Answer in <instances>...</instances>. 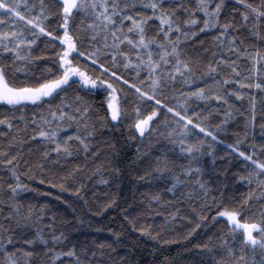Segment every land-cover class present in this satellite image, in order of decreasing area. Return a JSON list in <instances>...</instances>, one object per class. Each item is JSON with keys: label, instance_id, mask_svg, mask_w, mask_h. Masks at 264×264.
Here are the masks:
<instances>
[{"label": "snow or ice", "instance_id": "6c2138e0", "mask_svg": "<svg viewBox=\"0 0 264 264\" xmlns=\"http://www.w3.org/2000/svg\"><path fill=\"white\" fill-rule=\"evenodd\" d=\"M53 23L56 28L52 27ZM209 33L212 34L211 59L205 60L204 56L192 53L209 51L203 47L205 40L201 38L202 34L207 37ZM41 36L48 38L46 46L59 49L53 52L58 65L55 76L29 74L28 65L41 58L33 54ZM248 37L252 39L246 44ZM85 42L87 48L84 47ZM84 57L91 61L93 68L98 67V74L89 72L80 62ZM241 63L246 65L243 70ZM121 68L125 72L131 71L136 82L122 74ZM46 71L51 73L52 69L46 68ZM19 73H24L23 79ZM74 77L91 89H103L107 93L111 121H120L127 116L126 108L120 103L124 89L118 87V83L130 85L140 100L154 101L157 107L147 114L142 113L139 107L135 108L133 127L140 137H144L146 132L150 136L155 130L154 118L158 117L161 105L179 118L176 124L180 131L172 129L169 137L173 138L172 143L180 145L181 153L186 155L185 162L178 163L167 154L145 161V176L153 173L171 175L174 183L167 192L174 193L177 185L186 183L182 176L188 178L193 172H203L199 157L207 154L204 147L207 140H190L193 130L199 129L213 141L219 140L213 129L204 126L200 112L195 108L189 110V102L193 98L195 101H208L209 107L216 110L227 105L224 115L228 117L233 107L231 97L243 100L247 91L250 110L245 132L256 126L258 115L259 127L264 131V99L258 108L256 94L251 91L256 89L264 97V0L258 3L255 0H0V102L10 106L11 113L0 117V125L16 133L0 131V135L10 136L7 140L9 147L0 148V168L5 169L14 181L7 183V189L0 198V264H33L34 257L41 256L37 250L39 244L44 245L42 264H65L62 258H66V264H94L90 257H95L96 252L89 253L85 248L78 252L75 244L66 245L68 238L63 231L57 232L54 217L46 235L39 226L43 222V209L21 211V203L17 199L19 192L27 191L29 187L21 180V175L29 179L39 176L40 182L45 183L40 173L47 171L46 162H59L61 158L66 159L79 152L87 156L91 151L96 124L91 121L90 106L70 101L67 97V86ZM186 87L189 90L182 91ZM165 89L184 98L182 110L160 98ZM80 99L76 98L77 101ZM28 102L38 107L46 105L39 115L33 114L30 124L35 127L30 133L27 132L29 122L23 115L19 117L24 121L23 127L15 123L16 112L27 107ZM216 127L219 129L220 126ZM68 129L73 131L68 132ZM22 132L25 136L19 135ZM37 137L47 147L35 160L30 156L25 159L19 149ZM240 143L238 138L227 147L244 159L247 175L240 176V179L249 184L255 179L256 189L245 196L240 206L217 211L218 216L226 217L233 226L231 232L235 234L242 230L243 237L240 254L228 248V259H222L221 264H249L246 247L253 253L252 264H257V250L261 255L258 264H264V212L259 220L242 216L243 204L253 198H264V145L260 146L258 153L255 145L252 152H247L241 149ZM12 147L17 148L14 153ZM52 153H55L54 158ZM139 155L144 159V154ZM215 159L214 155L213 162ZM79 167L77 165L72 173L62 176L61 182L53 186L63 190L64 181ZM47 182L52 183L51 180ZM196 183L204 194L203 198L198 194L195 196L196 200H202L199 214L204 220L207 217L202 213L209 207L207 201L211 199L212 204L217 201L210 196L206 181L198 179ZM79 190L76 189L77 192ZM187 199L192 212H197L191 191ZM5 200L10 201L6 213L3 208ZM152 201L159 204L162 197L152 195L150 208ZM182 206L178 198L170 215L173 218L178 216ZM28 228L34 231L29 234ZM198 246L209 248V243ZM99 247L103 249L104 245Z\"/></svg>", "mask_w": 264, "mask_h": 264}, {"label": "trees", "instance_id": "16d2710c", "mask_svg": "<svg viewBox=\"0 0 264 264\" xmlns=\"http://www.w3.org/2000/svg\"><path fill=\"white\" fill-rule=\"evenodd\" d=\"M255 2L258 3L259 0ZM52 7L55 10L54 4ZM52 27L56 28V24L53 23ZM241 31L244 30L241 29ZM211 36V33L207 37L203 34L201 36L205 40L203 47L209 48L208 52L192 53L190 49V53L202 55L205 60L211 59ZM245 36H247L246 32ZM47 39L41 36L37 45L34 46L33 54L41 58L28 65L30 75L51 77L56 74L58 65L53 52L59 49L58 47L53 49L51 45L46 46ZM251 39L248 37L246 44ZM84 47H88L87 42ZM8 55L10 54H6ZM80 62L89 72L95 71L98 74L100 71L98 67L93 68L91 61H88L86 57L80 58ZM9 67H11L10 64ZM240 67L243 70L246 65L241 63ZM46 68H51V73L47 72ZM120 72L132 82H136L131 71L125 72L121 68ZM18 75L23 79L24 73ZM117 86L124 89V92L120 94V103L126 108L127 116L120 121H111L110 112L107 110L108 95L103 89L86 88L75 79L70 82L67 86L68 99L90 106V118L96 124V135L93 138L91 151L87 156L79 152L72 157L61 158L59 162L54 160L46 162L47 171L40 173L45 178V183L40 182L39 176L29 179L28 176L21 175V180L29 186L27 191H20L17 196L21 203V211L26 212L29 208L43 209V222L39 226L44 229L45 234H48V227L54 217L57 232L63 231L68 238L66 245L75 244L78 252L81 248L87 249L89 253L96 252L95 257H90L94 264H221L222 259H228L226 255L228 248H233L239 255L240 240L243 238L242 230L232 233L233 226L226 217L218 216L217 211H222L224 207L240 206L245 196L256 189L255 179L251 184L240 179V176L247 175L244 159L227 147L228 144L235 143L238 138L241 141V149L247 152H252L255 145L259 153L260 146L264 145V131L259 127V115L256 126L245 132L247 112L250 110L248 92L245 91L243 100H237L235 96L231 97L233 107L228 117L224 115L225 110L228 109L227 105L216 110L209 107L208 101H195L193 98L189 102V110L195 108L200 112L204 117L202 120L204 126L213 129L219 140L213 141L199 129L193 130V134L189 136L190 140H207L204 146L207 154L199 157L203 172L202 174L193 172L188 178L182 176V179H186V183L177 185L175 192L170 193L167 192V188L174 183L172 176L169 174L161 176L155 173L145 176V161L167 154L178 163L185 162L186 155L181 153L180 145L172 143L173 138L169 137L172 129L180 131V127L176 124L179 118L174 117V113H168L161 105L158 117L154 118L155 130L150 136L146 132L144 137H140L133 127L136 120L135 108L139 107L142 113L147 114L157 106L154 101L140 100L139 94L131 89L130 85H124L121 82ZM187 90H189L188 87L182 89V91ZM251 91L256 94V103L259 108L264 97L256 89ZM61 95L64 94L61 93ZM77 97L81 99L77 101ZM160 98L178 110L183 109L184 98L172 90L165 89ZM9 107L0 103V117L11 115ZM45 109L46 105L38 107L28 102L27 107L16 112L15 123L23 127L24 121L19 119L23 115L29 122L27 132L30 133L35 127L30 124L34 118L33 114L39 115ZM217 125L220 126L219 129ZM4 130L13 135L16 134L14 130H8L6 126L0 125V131ZM67 131L71 132L73 129ZM19 135L25 136V133L22 132ZM9 139L10 136L0 135V148H8L7 140ZM40 139L37 137L36 140L28 141L19 149L25 159L30 156L35 160L47 147L40 143ZM210 144L212 147H209ZM16 150V147L11 149L13 153ZM93 153L96 155L93 156ZM138 153L144 154V159H141ZM214 155L215 162H213ZM52 157H55V153H52ZM77 165L80 166L79 169L64 181L63 190L53 186L61 182L62 176L72 173ZM23 171L24 168L21 167V172ZM198 179L207 182L210 196L215 197L217 201L216 204H212L211 199L207 201L209 207L202 213L207 217L204 220H201L199 214L202 200L195 199L197 194L202 198L204 195L196 183ZM48 180L52 183H48ZM10 182L14 183L6 174V170L0 168V185H2L0 198L7 189V183ZM77 188L80 189L79 192L76 191ZM190 191L193 193L197 212H192L189 206L187 195ZM154 194H159L162 201L159 204L152 201L150 208L149 202ZM178 198L183 206L180 208V214L173 218L170 214L173 213V205L177 203ZM9 203V200H5L3 205L5 213ZM242 207L244 219L259 220L261 213L264 212V198H253ZM142 228L146 230L141 231ZM33 231V228L27 229L29 234ZM204 243H209V248L198 246ZM101 244L104 245L103 249L99 247ZM43 248L44 245H37L41 256H43ZM245 252L246 259L249 264H252L251 249L246 247ZM41 256L34 257L33 264H42ZM62 259H65L66 264V258ZM260 259L261 255L257 250L255 253L257 264Z\"/></svg>", "mask_w": 264, "mask_h": 264}, {"label": "rangeland", "instance_id": "374dc122", "mask_svg": "<svg viewBox=\"0 0 264 264\" xmlns=\"http://www.w3.org/2000/svg\"><path fill=\"white\" fill-rule=\"evenodd\" d=\"M73 79H75V80H78L79 81V78L78 77H74ZM82 83V82H81ZM86 88H91L90 86H88V85H84ZM0 103H3V102H0Z\"/></svg>", "mask_w": 264, "mask_h": 264}]
</instances>
